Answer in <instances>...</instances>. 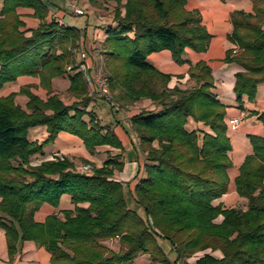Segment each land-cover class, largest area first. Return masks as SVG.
<instances>
[{
    "label": "trees",
    "instance_id": "16d2710c",
    "mask_svg": "<svg viewBox=\"0 0 264 264\" xmlns=\"http://www.w3.org/2000/svg\"><path fill=\"white\" fill-rule=\"evenodd\" d=\"M85 1L100 7L101 1L113 3L100 45L109 90L120 105L116 110L107 103L111 112L143 100L156 107L128 119L145 160L144 176L134 187L143 215L127 208L124 187L113 176L123 167L119 154L107 155L89 173L65 157L32 160L60 132L79 137L90 154L101 146L123 147L111 125H102L88 109L95 95L74 62L83 31L48 19L43 0H0V89L30 76L48 94L52 80L62 77L74 98L71 104L57 94L42 99L30 85L0 97V229L9 258L21 243L32 241L49 253L50 264H132L141 255H148L149 264H264V138L249 137L252 154L234 179L246 205L215 203L228 189L230 129L226 105L212 91L211 69L183 58L185 49H208L211 35L199 11L186 10L187 0ZM251 5L250 12L230 14L227 39L235 49L223 60L239 67L233 84L238 104L243 96L253 101L264 83V0ZM18 8L31 9L38 25L23 30ZM164 50L177 65L189 64L191 87H171L173 78L184 75L163 73L148 61ZM16 95L27 98L24 107ZM251 114L264 126V110ZM38 126L45 127L44 139L29 140L28 130ZM63 197L72 208L42 223L34 220L41 205L58 209ZM110 240L117 241V251L106 244ZM160 240L169 243L173 261Z\"/></svg>",
    "mask_w": 264,
    "mask_h": 264
},
{
    "label": "crops",
    "instance_id": "0c3cea01",
    "mask_svg": "<svg viewBox=\"0 0 264 264\" xmlns=\"http://www.w3.org/2000/svg\"><path fill=\"white\" fill-rule=\"evenodd\" d=\"M59 2L60 0H53ZM73 1L75 5L80 9H87L92 11L99 19H92L90 16L85 21V25L82 28L83 34L80 41L79 51H83L87 55V62L91 66L92 72L96 67L97 62L96 55L100 54V48L105 37V29L111 24L110 10L113 3L110 1L102 2V7L98 5H91L85 0H65L67 2ZM107 6L110 9L106 10ZM252 8L251 0H187L185 9L188 11L198 10L201 15L202 24L207 32L211 35L209 46L206 52L196 53L190 49H185L183 58L188 61L189 64L194 65L199 61L206 62L207 66L211 69V73L214 79L213 93L217 98L226 105L225 119L228 122L229 119L238 117L242 113V118L238 129L228 132L231 152L230 160L231 167L228 169L227 174L229 177V184L227 193L215 203H222L224 207H244L246 200L240 198L234 186V179L239 174V167L242 164L244 158L247 155L252 154V147L249 137L257 136L264 138V126L257 120L256 116L252 115V112H261L264 110V83L257 87L255 99L248 101L247 97H242V102L238 104L235 101V95L233 93L234 74L239 71V67L235 64L225 63V53L229 49H235L233 45L227 39V35L231 31L230 14L235 10H242L244 12H250ZM49 9V8H48ZM65 10V9H64ZM58 8L57 10L49 9L48 19L53 18L61 23H65L66 10ZM17 13L20 15V19L24 23L23 30H30L38 25V21L32 17V10L26 8H18ZM86 13V12H85ZM73 16H82L74 15ZM85 14H83L84 16ZM101 21V22H100ZM97 48V50H95ZM148 61L159 71L163 73H170L174 76L184 75L183 78H173L170 86H178L182 89L189 88L193 85V82L188 79L187 70L189 64L177 65L173 62L169 51L164 50L157 53H152L148 56ZM38 84V79L30 76H20L14 82L5 84L0 89V97L6 96L12 92H18L21 87L30 85V90L37 94L40 98L46 99L48 96L57 94L65 104H71L74 98L68 95L64 97V93L67 94L66 89L68 87V80L66 78H55L52 80V91L46 93L42 90ZM89 93V91H88ZM90 94V93H89ZM94 99L89 105V110L94 111L97 115V108L102 107V97L95 95ZM27 98L23 95H16L15 102L25 106ZM154 110L156 107L149 100H143L135 103L127 110H121L118 113H110L107 121L100 122L102 125L110 124L117 139L121 143L123 149H115L107 146H101L96 148L94 154H90L84 147L82 140L70 133L60 132L55 141L43 148L42 155H36L32 160L36 163L45 160L52 159L54 157H65L71 162H78L83 160L82 165H89L90 167H100L104 162L107 155H120V160L123 163L121 170L114 171V178L122 183L124 187L123 198L127 208L131 211L139 213L141 208L136 202L134 187L138 183L139 179L144 176L143 164L145 162L144 156L140 151L137 139L134 133L129 128L128 119L130 116L138 113L142 107ZM98 119L101 118L97 115ZM46 135L45 127L38 126L28 130L29 140L41 141ZM72 208L69 200L66 197L61 199L58 209H54L48 204H43L34 213V220L42 223L46 217L58 213L61 210ZM106 244L113 250H118V244L116 240L107 241ZM159 244L161 248L167 253L168 259L173 261L175 254L171 251L170 245L164 240H160ZM148 255L139 256L132 264H149ZM0 264H50V255L43 248L37 246L32 241H24L21 243L19 250L12 258H9L7 252V243L4 231L0 229ZM162 264V263H155ZM178 264V263H177Z\"/></svg>",
    "mask_w": 264,
    "mask_h": 264
},
{
    "label": "built area",
    "instance_id": "2783aa9c",
    "mask_svg": "<svg viewBox=\"0 0 264 264\" xmlns=\"http://www.w3.org/2000/svg\"><path fill=\"white\" fill-rule=\"evenodd\" d=\"M67 9L72 11L74 15L84 14V11L78 8L73 1L68 2ZM76 65H77V70L83 74L84 81L88 87L89 93L91 95L94 94L103 97L111 107L118 110L119 105L112 99L107 78L100 73H97L95 71L92 72L91 66L87 62V55L85 52L81 51L79 53L78 62H76ZM71 67H72L71 65H68L66 67V71L67 72L71 71ZM243 117L244 114L242 113L238 117L229 119L227 122L229 129L232 131L238 129ZM90 168L91 167L89 165H83L80 171L86 172Z\"/></svg>",
    "mask_w": 264,
    "mask_h": 264
},
{
    "label": "rangeland",
    "instance_id": "374dc122",
    "mask_svg": "<svg viewBox=\"0 0 264 264\" xmlns=\"http://www.w3.org/2000/svg\"><path fill=\"white\" fill-rule=\"evenodd\" d=\"M44 2H45V4L47 5V7L49 8V9H52V10H57L58 11V8H60V9H62V11L65 9L66 10V15H65V19H64V24L65 25H67V26H73V27H76V28H78V29H81V30H83L82 28L84 27V25H85V21H86V19H88V17L90 16V18H92V19H96V20H98L99 21V19H98V17L92 12V11H90V10H87V9H85V8H83L82 10L84 11V16L82 15V16H73L72 14V11H70V10H68L67 9V4H68V2H67V4L65 5V3H64V1L65 0H60L61 1V3H62V5H60V3L57 1V2H55V1H53V0H43ZM64 10V11H65ZM86 12V13H85ZM101 22V21H100ZM101 47V46H100ZM99 47V45L97 46V48L99 49L100 48ZM97 48L95 49V50H97ZM79 53H80V51L79 50H77L76 52H75V55H74V62L76 63V62H78V56H79ZM95 59H97L96 60V62H97V65H96V67H94V69L93 70H95V72H97V73H100V74H102V75H104L105 76V72H104V65H103V57H102V55L101 54H99V55H96L95 56ZM68 66V65H67ZM66 66V67H67ZM68 93L66 94V93H64V97L65 98H67L68 97ZM70 96V95H69ZM102 101L103 102H101V104H102V107L100 106L99 108H97V115L101 118V122H105V121H107V118H108V116H110V113H111V109H110V106L109 105H107V101L102 97ZM118 104V103H117ZM119 105V104H118ZM119 107H120V105H119ZM142 109H147V107H142L140 110H142ZM115 114V113H114ZM44 139V138H43ZM73 163V165H74V167H75V169H77V170H81V168H82V163H83V160H78V162L76 163V162H72ZM87 173H89V171L87 172ZM139 214L142 216L143 215V212H142V210H140L139 211Z\"/></svg>",
    "mask_w": 264,
    "mask_h": 264
}]
</instances>
